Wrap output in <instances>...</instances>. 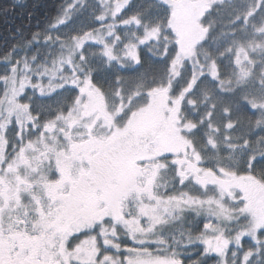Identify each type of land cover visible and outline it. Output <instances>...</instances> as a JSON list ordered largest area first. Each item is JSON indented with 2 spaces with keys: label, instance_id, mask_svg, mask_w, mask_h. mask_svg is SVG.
I'll return each instance as SVG.
<instances>
[{
  "label": "snow or ice",
  "instance_id": "6c2138e0",
  "mask_svg": "<svg viewBox=\"0 0 264 264\" xmlns=\"http://www.w3.org/2000/svg\"><path fill=\"white\" fill-rule=\"evenodd\" d=\"M26 28L0 45V264H264V0Z\"/></svg>",
  "mask_w": 264,
  "mask_h": 264
},
{
  "label": "trees",
  "instance_id": "16d2710c",
  "mask_svg": "<svg viewBox=\"0 0 264 264\" xmlns=\"http://www.w3.org/2000/svg\"><path fill=\"white\" fill-rule=\"evenodd\" d=\"M59 0H0V9L5 7L14 8L7 16L0 11V45L11 43L10 33L15 31L16 26H27L26 30L34 31L38 26H43L47 15L54 14V7ZM41 5L35 8V5ZM33 13V18L28 20V13Z\"/></svg>",
  "mask_w": 264,
  "mask_h": 264
}]
</instances>
